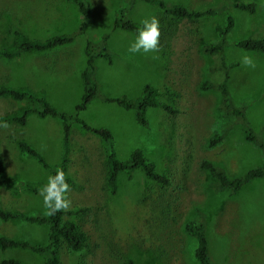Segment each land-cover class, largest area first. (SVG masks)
<instances>
[{
  "label": "rangeland",
  "instance_id": "1",
  "mask_svg": "<svg viewBox=\"0 0 264 264\" xmlns=\"http://www.w3.org/2000/svg\"><path fill=\"white\" fill-rule=\"evenodd\" d=\"M87 1L86 24L83 33H78L81 18L68 0H0V47L10 43L14 30L38 39L76 34L72 42L51 50L0 59V86L42 89L52 106L72 114L83 94L86 42L98 43L102 35H108L105 45L111 61L95 58L100 96L77 116L92 128L110 131L119 159L140 149L169 183H156L134 169L119 173L112 191L107 183L104 142L72 123L65 172L74 184L69 186L70 204L63 219L77 224L86 245L79 252L62 245L60 264H126L129 259L135 264H198L195 241L184 226L200 218L205 222L211 264H264V178L231 191L216 187L215 179L200 167L202 160H209L234 178L264 163L261 149L245 140L240 117L225 107L214 86L222 79L218 55L202 50L219 39L214 24H223L226 14L232 15L234 25L226 35L223 53L226 62L237 65L229 70L228 89L232 102L244 107L249 126L264 142V52L232 45V41L262 34L264 0H227L252 2L253 13L230 4L219 8L221 0H165L189 9L218 8L215 15L196 20L167 15L143 0ZM124 6H131L125 14L141 25L138 31L113 28L116 13ZM152 18L160 29L158 50L131 53L129 47L142 30V21ZM245 56L252 66L242 63ZM205 81L210 85L204 87ZM146 84L156 87L158 98L178 112L150 107L147 124L142 125L135 120L133 109L101 98L133 99ZM26 103L0 97V116ZM2 124L7 127L0 126V156L7 175L47 180L49 169L21 152L18 143L30 144L48 165L56 167L63 152L61 121L30 113L24 125ZM215 134L222 138L210 145ZM40 193L0 187V206L43 212L46 207ZM1 235L44 243L46 226L0 220ZM1 258L41 264L44 257L28 249L8 248L0 250Z\"/></svg>",
  "mask_w": 264,
  "mask_h": 264
},
{
  "label": "trees",
  "instance_id": "2",
  "mask_svg": "<svg viewBox=\"0 0 264 264\" xmlns=\"http://www.w3.org/2000/svg\"><path fill=\"white\" fill-rule=\"evenodd\" d=\"M72 2L80 15L81 22L78 33H83L89 13V3L87 0H68ZM165 14L173 17L187 18L196 20L200 17L212 16L218 12L216 7H207L202 9H189L179 3H168L165 0H143ZM133 2V1H131ZM129 2L128 5L132 3ZM230 4L234 7L247 10L250 13L255 11V4L252 2H228L221 0L220 7ZM131 7V6H130ZM129 6L120 7L113 21V28H121L126 30L138 31L141 25L126 17L127 8ZM234 20L232 15L226 14L223 24H214L213 29L219 36V39L207 45L202 50L208 54L218 55V68L222 71V79L214 86L219 90L225 107L233 114L241 119V127L245 140L254 143L261 149L264 157V142L251 129L246 119L244 107L235 105L228 89L227 80L229 78V70L237 65V62H226L224 56V47L228 44L226 35L232 29ZM10 43L0 47V59L12 60L21 57L24 54L32 52H40L51 50L57 46H61L73 41L76 34H60L53 35L45 39L30 38L19 30L12 32ZM108 35H102L98 43L90 40L86 42L84 54L86 57L85 66L81 74L83 81V94L80 103L75 106V112L65 113L58 111L46 99L45 91L42 89L34 90L28 86H0V97H6L15 101L25 100L27 103L17 107L15 110L0 116L3 123H15L24 125L27 116L35 113L40 117L52 116L58 118L62 123V156L56 167H51L46 163L43 156L30 144L19 141V150L28 157L34 158L44 168L49 169V176L55 175L57 171H63L65 179L69 186L74 184L73 180L66 175V165L68 162L69 140L71 137V125L77 124L82 130H89L96 134L105 144L106 164H107V183L112 191L115 190L116 180L119 173H130L134 169H140L146 178L163 185L169 183L167 176L158 173L154 169V164L148 161L140 149H134L130 155L121 160L117 157L113 137L106 128H92L82 119L78 118L77 112L86 108L87 104L94 98L100 96L98 83L95 79L96 66L95 58L104 57L108 62L111 61L110 52L106 48V40ZM232 45L245 50L264 52V31L258 37L248 36L240 40L232 41ZM210 83L205 81L204 87ZM158 89L150 84L144 85L142 92L136 98L107 97L101 96L104 101L116 102L125 109H133L135 112V120L142 124H147L146 111L150 107L162 109L170 114H176L178 111L175 107L161 101ZM222 138L221 134H215L209 144L214 145ZM200 167L205 169L214 179L216 187L220 189H229L237 191L245 183L252 179L264 178V163L261 166L253 167L244 174L230 178L216 164L209 160H202ZM48 180V179H47ZM47 180H30L23 179L19 176H9L5 172L4 163L0 156V187L12 190H18L25 194H37L47 184ZM81 211V210H80ZM68 214L77 211H67ZM64 210L50 214V209L46 208L43 212H25L17 209H6L0 206V220L27 222L36 225L46 226V241L44 243L31 242L24 238H11L8 236H0V250L8 248L28 249L34 253L42 255L41 264H60V248L62 245L70 252H79L86 245L85 235L79 230L77 224L71 219H63ZM186 234L191 236L195 241L194 257L198 264H211L208 253V241L206 237L205 222L200 220L188 221L184 226ZM0 264H26L16 258H1ZM86 264V263H76ZM126 264H135L131 259Z\"/></svg>",
  "mask_w": 264,
  "mask_h": 264
},
{
  "label": "clouds",
  "instance_id": "3",
  "mask_svg": "<svg viewBox=\"0 0 264 264\" xmlns=\"http://www.w3.org/2000/svg\"><path fill=\"white\" fill-rule=\"evenodd\" d=\"M143 28L135 41L130 45L131 53H148L158 50L160 29L155 18L142 21ZM244 65L252 66V60L245 56L242 58ZM0 126L7 127V124ZM69 184L65 179L64 172L57 171L55 175H50L47 184L41 190L40 195L43 197V202L46 208L50 209V214L57 211L65 210L69 207L70 201L67 198Z\"/></svg>",
  "mask_w": 264,
  "mask_h": 264
}]
</instances>
